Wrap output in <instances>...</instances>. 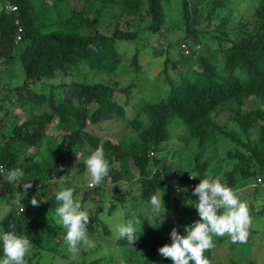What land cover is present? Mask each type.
<instances>
[{"label":"trees","instance_id":"16d2710c","mask_svg":"<svg viewBox=\"0 0 264 264\" xmlns=\"http://www.w3.org/2000/svg\"><path fill=\"white\" fill-rule=\"evenodd\" d=\"M68 1L53 0L49 4L47 0H42L38 4L34 0H0V71L2 67L6 68L0 75V94L9 91L10 103L19 100L23 107H28L33 113L32 119L16 121L10 134L0 131V166L4 168L3 174L13 167H22L24 172L23 179L16 185L4 181L0 174V195L9 205L0 219V229L7 231L14 227L34 243L32 234L39 233L44 222L30 208L26 207L24 210L21 206L22 212H18L19 206L15 204L14 198L18 192L22 193L23 182L30 179L32 187L27 193L41 190L48 211L55 214L58 206L55 194L58 190L47 194V188L56 187L59 183H49V180L60 176L68 177L79 148L92 152L103 143L110 163L107 176L116 186H120L131 174L129 161L137 173L136 180L129 184H134L138 192L134 194L132 190H127L124 197L114 195L109 202L108 213L114 211L117 202L123 203L131 199L139 208L147 204L153 193L164 192V222L159 227L148 224L137 228L139 236L132 245L127 242L126 237L117 236L114 240L115 253L118 252L116 258L120 264H172L170 258L159 255L158 248L170 242L173 228L183 234L184 226L200 220L194 215L195 204L189 205L186 202L196 201L198 194L192 191L194 187L200 179L212 176L220 168V165L214 166V169L209 168L211 156L199 160L208 144L219 134L234 142L233 149L228 150V157L234 162L220 179L234 190L240 179L258 178L264 170V0H258L254 4L250 0L253 10L248 16L233 14L235 10L230 0H207L208 19L219 12V9L227 8L226 13L220 16L221 23L229 25L237 20L242 28L240 33L239 30L232 32L230 29V32L218 31L212 34L218 41V49L210 51L208 55L194 49L196 44L189 42L193 36L200 35L201 30L192 27L188 0H179L180 16L171 23H180L185 34L176 40L179 59L166 57L163 63V73L169 84L168 93L158 101L143 103L132 118L126 120L130 130L119 142H113L110 137L105 138L97 128L99 129V122L105 120L103 117L106 114L125 119L124 104L127 99L122 102L115 99L118 90L115 85L103 80L95 81L93 76L103 72L116 73L120 64L116 49L119 41L134 39L142 31L155 33L163 30L164 35H161L166 36L165 25L168 24L170 12L165 10L163 2L170 4L171 0H77L81 2L80 9L68 10L61 24L46 28L43 19L46 18L47 10L51 6L58 9ZM200 2L196 0L197 4ZM8 5L15 8L11 9ZM61 16L57 11V19L62 18ZM252 19L256 27L254 35V28H250L249 24ZM86 29L91 32L85 33ZM244 29L248 31L249 37L244 36ZM225 44L228 45L226 48ZM143 45L137 47L131 56L130 63L137 71L142 68L138 59L142 55L140 50ZM168 46L169 44L164 48L160 43L157 51ZM151 48L153 50V46ZM153 51L155 52V47ZM220 52L223 54L222 58L217 57ZM16 58L23 73L19 84H13L18 74L15 68H11L12 61ZM215 59H218L217 63ZM189 62H195L196 66L186 68L176 79L168 76L169 64L176 68L179 63L184 65ZM80 67L85 69V73L79 71ZM86 74L83 81L72 79L67 84L65 80L60 82L59 86H74L71 98L63 100L55 95L53 80L56 77L73 78L72 75ZM3 76L8 77V83L1 82ZM35 82L41 83L42 89L39 92L31 89ZM130 90L131 87L128 86L119 92L124 91L128 97ZM246 100H257L258 105L244 109ZM221 111L227 112L226 118L233 121L239 131L227 129L226 121L220 123L214 119V115ZM54 120L66 138L61 152L55 151L52 137L44 132ZM173 121L183 127L184 133L174 130L180 125L170 129L169 125ZM255 127L259 136L253 141L250 132ZM172 134L177 135L180 140L178 149L173 153L179 149L182 152L189 150L195 165L192 170H178L169 183V173L174 164L170 160L168 163H160L162 160L156 155V151L166 140L172 138ZM43 146L47 147L45 154L42 153ZM31 147L37 148L40 160L29 154ZM192 172H195L194 182L189 180ZM261 176L264 177L263 174ZM36 181L39 183L36 184ZM65 183L75 188L71 181L65 180ZM98 189L103 191L101 185L93 188L94 194L86 189L82 190L80 200L84 203L89 199H96V220V213L102 211L103 206V200L94 196L98 194ZM103 228L104 232L110 234L106 225ZM46 231L53 238L55 231ZM64 236L65 232L56 244ZM37 245L42 247L41 244ZM51 249L50 246L47 251ZM204 255L213 264L211 249H207ZM106 256L94 258L92 263L99 264ZM40 261L39 258L35 263L39 264ZM75 264L89 263L82 260ZM244 264L254 263L248 261Z\"/></svg>","mask_w":264,"mask_h":264},{"label":"rangeland","instance_id":"374dc122","mask_svg":"<svg viewBox=\"0 0 264 264\" xmlns=\"http://www.w3.org/2000/svg\"><path fill=\"white\" fill-rule=\"evenodd\" d=\"M34 1L39 4V2L42 0ZM47 1L49 4L53 2V0ZM200 1L201 2L197 4L196 0H188V9L192 17V27L201 30V34L198 36H193L189 42L192 45L198 44L199 48L194 49H198V51H201L200 53L208 55L210 51L218 49V41L212 36V34H215L218 31V33L230 32V29H232V32L239 30L240 33L242 32V28L235 19V21L229 25H224L221 23L222 20H220V16L226 13L227 8L219 9V12H215L208 19L207 16L209 15V11L206 7L207 0ZM249 1L250 0H230L229 2L232 4L235 10V12L233 11V14H244L248 16V14L253 10L251 2ZM170 2V4L168 2H163L165 10L170 12L168 24L165 25L167 31L166 36H163V30H159L155 33L142 31L134 39L119 41L116 45V49L119 54L120 64L116 73L103 72L93 76V80L95 81L103 80L111 85H115V88L118 89L116 91L115 99L121 102L127 99V102L124 104L125 119H119L112 116L111 114H106L103 117L105 120L99 122L98 124L99 129L97 128V131L101 135H105V138L110 137L113 142L122 141L124 136L129 133L130 127L126 124V120L131 119L133 114L143 103L158 101L166 97L168 93L167 90L169 88V84L165 80V73H163V63L166 57H169L172 60L179 59L180 53L178 52V43L176 40L179 37H183L185 34L184 30L180 28V23L179 25H173L171 23L173 20H178L177 18L180 16L181 8L179 7V0H171ZM256 2H258V0H252L253 4ZM194 3H196V5ZM73 8L80 9L81 2H77V0H69L67 4L60 5L58 9L51 6V8L47 10L46 18L43 19V25L46 28H51L61 24L62 19L65 17V13ZM57 11L62 15V18H60L61 20L57 19ZM249 24L251 25L250 28H254V35L256 27L254 25L253 19L249 20ZM244 31V36L249 37V35H247L248 31L245 29ZM84 32L89 33L91 30L86 29ZM239 36L240 34L238 37ZM160 43L163 44L164 48L168 44L169 46L162 51H157ZM142 44H144L142 46L143 49L140 50L142 55H139L138 59L142 68L141 70L137 71L130 63L131 56L135 52L136 48L140 47ZM151 46H153V50L155 47V52L152 50ZM227 46L228 45L225 44V48ZM217 57L222 58L223 54L220 52L217 54ZM217 61L218 59H215V63H217ZM12 62L11 68H15V72L18 74V78H14L13 84H19L23 79L21 65L17 58ZM190 66L194 67L196 66V63L189 62L184 65L179 63L176 65V68H173L171 64H169L167 74L170 78L176 79L186 68ZM5 69V67H2L0 75L3 74ZM79 71L81 73H85V69L83 67H80ZM87 74L86 76L72 75L73 78H71V76H64L63 78L56 77L53 80L55 95L58 98L61 97L63 100H68L75 91V89H73L74 86H59L60 82L65 80L67 84L73 80L83 81L85 77H87ZM1 82L8 83V77L6 78V76H3L1 78ZM47 82L48 80L45 81V83ZM40 84V82L33 83L31 86L32 91L39 92L42 89ZM128 86L131 87V90L129 92V96L126 97L124 91H121L122 93L119 91L122 88H126ZM9 95H11V93L7 90L6 92L0 94V131L4 134H10L11 128L14 123H16V121L21 122L25 119L33 118V113L31 110L28 107H23L19 100L15 103H10L8 99ZM256 105H258L257 100H246L244 109L253 108ZM226 117V111L217 112L214 115V119H216V121H219L220 123L225 121L227 122V129L239 131L236 124L233 121L228 120ZM175 125L180 124L173 121L169 125L170 129ZM57 127V121L54 120L47 125L44 132L52 137V144L55 151L61 152L66 138L64 135H62V131H60ZM174 130L180 134L184 133L182 126L178 127V129L175 128ZM250 133L253 141H255L259 136L256 127L253 128ZM179 145L180 140L178 139V136L172 134V138L166 140L163 145L159 146L160 149L156 151V155L162 160L160 163H168L170 160L174 164L172 170L169 173V183L172 182V179L175 177L178 170L181 172L184 170H192L193 166L195 165L189 150H187L189 153L186 150L182 152L180 149L175 154L173 153L178 149ZM233 145V141L219 134L214 141L208 144L205 151L200 154V161L204 160L208 156L212 157L209 168L214 169V166L220 165L218 172L215 170L212 177L220 180L224 171L229 170L232 167L234 161H232V158L228 157V150H232ZM46 151L47 147L43 146L42 153L45 154ZM37 152L38 150L35 147H31L29 149V154H32L34 159L40 160L41 156ZM77 152L78 153L76 160L74 161V167L65 180L71 181L73 183L74 187L76 188L75 197L81 200L83 196L82 190L86 189L94 194L93 188L95 186H87L89 173L87 172L86 166L84 164L85 158L91 153V151L85 148H79ZM180 153L181 155H179ZM128 165L131 174L127 177V180L124 179L125 181H122L120 186L117 185V187L108 176L103 182H101V184H99L102 186L103 191L101 192V190L98 189L96 190L98 194L94 195L95 198H101L103 200L102 211L96 213L98 220L94 218V213L96 212V202L94 203V201L96 199H89L84 203H81L82 206L89 208L88 211L90 215L89 221L87 223V232L90 239L94 241L95 247L89 248L81 244L79 246V252L75 254L69 251L64 238L59 244H56V241L59 240L61 235H63V232L66 233V229L63 226H60L61 224L57 223L58 218L56 215L48 211L41 190L36 189V191L32 193L26 194L18 192L14 198L15 204L19 206L18 212H22L20 208L21 206L24 210L26 207L30 208L34 211L35 215L40 217L44 222L43 228L40 229V232L32 234L34 243H31L32 247L30 254L25 258L26 264H36L35 262L39 258L41 259L39 264H75L82 260L88 262L89 264H94L92 263L94 258L105 255L107 256L101 262H99V264H120L119 259L116 258L118 252L115 253L116 246L114 244V240L118 236L116 233V225L133 217L142 222L141 227L149 224L146 219H143V214L147 210V204H143L138 208L139 205H134L131 199H128L123 203L117 202L114 211L108 213L109 202L114 198V195L124 197L127 194V190H132V193L134 194L138 192V188L134 184H129L130 182L136 180V168L132 165L131 161L128 162ZM195 172H192L191 175H193ZM261 174L264 175V170ZM261 174L258 178L248 177L246 179H240L237 182V186L235 188L236 194L247 204L249 210L250 225L248 228L249 235L246 242L242 244L239 242L233 243L231 237L228 234H225L224 236H214L213 246L210 248L213 264H244L248 261H252L254 264H264V179H262V183H259L258 181L259 179L264 178L261 176ZM189 180L194 182V177L190 176ZM38 183L39 181H36V184ZM60 187V184H58L56 187L49 186L47 188V194H52L53 192L60 190ZM63 187L69 186L65 183L63 184ZM37 192L40 193L37 199L40 200L41 203H39L37 206H33L30 203V200L36 195ZM157 193L160 192L157 191ZM8 208L9 205L6 203L5 198L1 197L0 195V219L7 212ZM222 211V208L217 209L218 214L222 213ZM194 215L200 219L197 208L194 210ZM103 225H106L110 234L104 232ZM139 227L140 225L138 223L137 228ZM46 229L55 231L53 238L49 235V233H47ZM37 244H41L42 247H39ZM50 246L52 249L47 251V248Z\"/></svg>","mask_w":264,"mask_h":264},{"label":"clouds","instance_id":"9594fccd","mask_svg":"<svg viewBox=\"0 0 264 264\" xmlns=\"http://www.w3.org/2000/svg\"><path fill=\"white\" fill-rule=\"evenodd\" d=\"M84 164L89 173L87 186L94 187L101 184L110 169L103 143L85 158ZM3 173L4 168L0 166L3 180L15 185L24 177L22 167L9 168L6 174ZM190 176L195 177V175ZM65 179V176H60L55 180L50 179L49 183L61 185L60 190L55 194V200L58 202L55 215L58 218L57 223L66 229L64 240L69 251L75 254L79 252L81 244L92 248L95 247V243L87 232L89 208L82 206L80 200L75 197L76 188L63 187ZM31 187L30 179L24 181L22 193L26 194ZM192 191L198 194V199L196 201L187 200L186 203L195 204L200 220L184 226L183 234L173 228L170 233V242L158 248L159 255L170 258L172 264H210L204 253L213 246L214 236L228 234L233 243L242 244L246 242L249 235L248 206L231 186L215 177L206 176L200 179ZM163 193H153L150 196L146 206L147 210L143 214V219H146L152 227H159L163 222L165 212L162 210L165 209ZM39 195L40 193L37 192L31 198L30 203L33 206L41 203L37 199ZM221 208L223 211L218 214L217 209ZM138 223L141 227L142 222L135 217L118 223L116 225L118 237H126L127 242L132 245V242L139 236L137 235ZM31 247L29 237L17 232L14 227L7 231L0 229V264H26L25 258L30 254Z\"/></svg>","mask_w":264,"mask_h":264},{"label":"built area","instance_id":"2783aa9c","mask_svg":"<svg viewBox=\"0 0 264 264\" xmlns=\"http://www.w3.org/2000/svg\"><path fill=\"white\" fill-rule=\"evenodd\" d=\"M11 9H14L15 7L14 6H10V5H8ZM181 46L183 47L184 45L183 44H181ZM198 47V45L196 46V48ZM186 52H187V49L185 50ZM259 181V183H261L262 182V179H259L258 180ZM192 183L190 184V186L192 187Z\"/></svg>","mask_w":264,"mask_h":264}]
</instances>
